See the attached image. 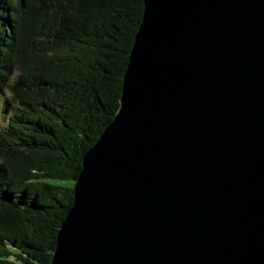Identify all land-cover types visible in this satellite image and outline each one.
I'll list each match as a JSON object with an SVG mask.
<instances>
[{"label": "water", "instance_id": "95a60500", "mask_svg": "<svg viewBox=\"0 0 264 264\" xmlns=\"http://www.w3.org/2000/svg\"><path fill=\"white\" fill-rule=\"evenodd\" d=\"M142 2L50 264H264V0Z\"/></svg>", "mask_w": 264, "mask_h": 264}, {"label": "trees", "instance_id": "16d2710c", "mask_svg": "<svg viewBox=\"0 0 264 264\" xmlns=\"http://www.w3.org/2000/svg\"><path fill=\"white\" fill-rule=\"evenodd\" d=\"M142 0H0V264H50L85 153L118 108Z\"/></svg>", "mask_w": 264, "mask_h": 264}, {"label": "rangeland", "instance_id": "374dc122", "mask_svg": "<svg viewBox=\"0 0 264 264\" xmlns=\"http://www.w3.org/2000/svg\"><path fill=\"white\" fill-rule=\"evenodd\" d=\"M8 92H3L0 94V129L4 128L7 124L8 118L14 112L11 104H8Z\"/></svg>", "mask_w": 264, "mask_h": 264}]
</instances>
